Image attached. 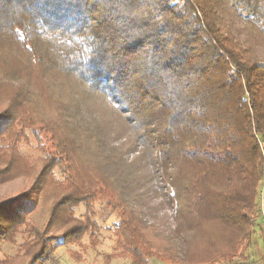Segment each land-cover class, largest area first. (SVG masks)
Here are the masks:
<instances>
[{
	"label": "trees",
	"instance_id": "16d2710c",
	"mask_svg": "<svg viewBox=\"0 0 264 264\" xmlns=\"http://www.w3.org/2000/svg\"><path fill=\"white\" fill-rule=\"evenodd\" d=\"M1 41L24 50L32 64L76 79L132 126L136 138L122 149L136 160L147 152L173 190L174 232L186 241L177 250L172 243L165 247L174 249L172 264H247L239 252L251 247L260 226L257 199L264 183V0H0ZM64 107L76 133L103 142L102 124L87 106ZM7 114L0 113V136L7 129L15 132V118ZM107 152L101 154L104 171L113 174L121 191L114 207L132 214L122 222L143 224L144 211L135 208L142 203L136 191L144 182L134 178L133 162ZM16 162L4 163L0 177L13 176ZM43 172L32 192L0 202V244L26 233L25 264H40L49 255L46 232L69 206L87 198L63 193L40 230L28 214L50 187ZM209 222L219 225L229 242L207 247L203 255L192 245L193 233ZM135 226L137 233L155 226L152 237L164 244L166 236L155 224ZM84 230L70 227L63 237L76 239ZM153 249L161 247L155 242Z\"/></svg>",
	"mask_w": 264,
	"mask_h": 264
},
{
	"label": "rangeland",
	"instance_id": "374dc122",
	"mask_svg": "<svg viewBox=\"0 0 264 264\" xmlns=\"http://www.w3.org/2000/svg\"><path fill=\"white\" fill-rule=\"evenodd\" d=\"M7 73L16 74V77L8 78ZM72 79L55 68L49 70L41 65L32 64L24 50L1 41L0 113H8V116L15 118V132L7 129L0 136V170L4 163L10 161H17L15 163L17 168L13 176L0 177V202L32 192L35 177H38L42 170L45 171L43 173L48 174L49 182L45 184L50 187L36 199L37 205L28 214V221L44 230L51 219V206L63 193L87 196L77 205L67 207L69 213L67 212L57 221V225L46 232L50 236L49 255L40 264L174 263L172 257L170 258L174 249L168 250L165 247L172 243V247L177 250L178 246L184 247L183 242L186 239L185 237L178 239L179 234L174 232L177 228L174 217L176 202L174 204L169 202L173 195L172 188L159 178L160 173L155 172L157 165L150 164L151 157L147 152H139L141 160H136L131 150L122 149L123 145L131 146V141L135 140L137 134L118 112L111 110L113 104H110L111 108L108 109L107 100L101 101L102 103L96 102L94 96L86 93L82 85L76 79ZM72 103L80 107L87 106L86 111L93 113L100 120L102 124L100 129L104 132V137L100 139L103 142L93 141L90 133L75 132L74 125L66 118L67 114H64V106ZM81 118L86 122L85 125L90 123L85 111ZM104 122L108 124V128L103 125ZM76 138L80 140L81 147L80 143L75 142ZM106 142L107 150L102 147ZM11 144L15 151L12 150ZM107 151L117 152L122 156L124 160L122 162L134 163L132 164L135 169L134 178L142 179L144 182L140 191H136L139 197L142 195V203L135 211L136 213L144 211L141 212L143 214H139L145 220L142 221L145 223L144 226L155 224L163 230L166 236L164 244L160 245L158 239L152 237H156L153 233L155 226L145 228L136 217L135 221L138 223L132 222L131 226L122 222L125 216L132 220V214L122 213L114 207L119 198L117 194L121 191L118 190L117 183L115 184L113 174L109 170L104 171V164L101 161L105 160L101 154L108 153ZM114 168L118 169L113 165ZM50 183L59 185V189L53 188L54 185L51 186ZM263 185L264 183L259 188L257 204L261 201L260 192L262 190L264 192ZM144 205H148V208H141ZM257 213L260 226H256L251 247H247L245 251L244 247L240 248L242 250L239 252L241 260L247 264H264V228L261 225L258 206ZM133 225L138 229L142 226L145 229L137 233L136 230H132ZM205 225L193 233L192 245L198 246L197 249L203 255L207 254V247L216 245L220 248L227 247L229 241L225 231L213 222ZM79 226L85 230L76 239L69 240L63 237V232L67 228ZM26 237H28L26 233H17L13 242H2L0 260H7L8 264H25L29 259L24 251ZM155 242L161 247L158 252L153 249Z\"/></svg>",
	"mask_w": 264,
	"mask_h": 264
},
{
	"label": "built area",
	"instance_id": "2783aa9c",
	"mask_svg": "<svg viewBox=\"0 0 264 264\" xmlns=\"http://www.w3.org/2000/svg\"><path fill=\"white\" fill-rule=\"evenodd\" d=\"M260 200L261 201H259V204H258V211L260 213L261 225L264 228V192L263 190L260 192Z\"/></svg>",
	"mask_w": 264,
	"mask_h": 264
}]
</instances>
